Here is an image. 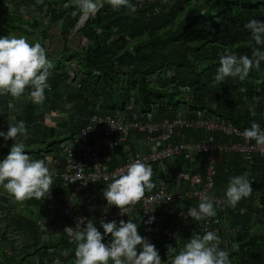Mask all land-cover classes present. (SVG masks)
Masks as SVG:
<instances>
[{
    "label": "trees",
    "instance_id": "16d2710c",
    "mask_svg": "<svg viewBox=\"0 0 264 264\" xmlns=\"http://www.w3.org/2000/svg\"><path fill=\"white\" fill-rule=\"evenodd\" d=\"M20 1L26 7L34 5L38 10L49 9L52 21L59 22L60 48L56 56L47 55L53 67L49 69L50 89L46 90L52 93L55 101L60 98L63 83L69 80L72 90L66 96L77 110L113 114L123 112L128 104L134 103L143 114L152 109L154 118H172L174 111L185 104L189 109L218 112L241 128H250L252 122L262 124L264 62L259 70L253 68L242 81L228 77L218 83L214 78L220 56L225 51L238 57H252L253 48L258 46L245 25L253 19L264 21V0H167L165 5L161 0H130L136 6L134 13L126 7L114 10L105 2L74 32L73 27L81 14L73 0ZM158 4L160 10L147 16L146 12ZM9 5L8 0H0V22L13 32L35 36L42 46L48 38L42 19L12 12ZM73 11L78 14L73 16ZM69 35H78L88 44L80 49L70 48L66 44ZM71 62L76 64L71 70L73 82L68 75ZM189 92L191 98L186 97ZM37 109L38 106L33 104L25 108L26 123L33 122ZM75 131V126L69 128L68 135ZM38 141L42 148L34 149L29 145L25 148L32 160H44L38 154L50 153L51 147L61 142L53 137L52 131L48 136L41 132ZM6 142L0 145V162L9 154L14 141ZM244 173H248L252 193L239 202L242 212L232 217V224L247 223L253 213L264 215L262 157L252 156L249 161L239 160L234 154L224 155L217 185L226 191L229 179ZM257 202L262 207H255ZM33 205L39 208L38 218L48 215L45 206L39 205L38 201L33 200ZM0 209L4 213L8 210L4 204ZM35 219L33 214L29 217L18 214L16 227L26 230L34 243L15 255L6 254L3 245L6 231L0 232L1 264H24L34 254L42 261L49 247L58 245L56 256L63 262L75 258L74 242L61 239L40 243ZM64 252H69L68 258L62 257ZM229 258L231 264H264V220L257 219L253 230H246L230 240Z\"/></svg>",
    "mask_w": 264,
    "mask_h": 264
},
{
    "label": "built area",
    "instance_id": "2783aa9c",
    "mask_svg": "<svg viewBox=\"0 0 264 264\" xmlns=\"http://www.w3.org/2000/svg\"><path fill=\"white\" fill-rule=\"evenodd\" d=\"M17 1L28 8L20 0ZM166 2L161 0L162 5ZM160 6L155 5L146 15L157 13ZM29 7L38 10L34 5ZM38 12L42 16H51L45 7ZM89 18L80 15L73 32ZM69 68L68 75L70 82H73L71 70L76 68V64L71 62ZM68 83L69 80L64 84ZM186 97L191 98V93H186ZM262 103L264 113V101ZM71 109L65 125L69 124L67 131L76 127L73 135L71 133L68 138L67 133L58 136L57 124L50 130H43L47 136L52 131L54 138L60 141L66 136L67 140L60 142L57 150L53 146L50 153L38 154L44 158L46 165L48 155L56 156L54 169L50 170L53 174L50 193L41 200L35 199L48 212L41 218H38V210L34 213L40 243L49 242L47 239H51L50 242L64 239L72 243L64 229L71 227L74 231L82 230L88 220H92L103 234L101 221H116L119 225L121 220L128 222L130 219L137 224L139 234L155 245L162 264H169L171 254L168 249L174 248L178 254L194 234L202 236L208 231L216 233L221 240L220 249L229 253L230 240L254 228L257 219L264 220L263 214L253 213L247 223L232 224V217L242 210H239V203L235 208L224 204L226 191L220 190L217 185L219 166L224 155L234 154L239 160L250 161L252 156L264 159V151L256 146L255 141L242 136L248 127L241 128L218 112L189 109L185 104L172 118H154L152 109L143 114L134 103L128 104L123 112L113 114ZM69 115L74 119L70 120ZM35 121L34 118L29 124L35 127ZM260 127L264 130V119ZM136 160L151 166L155 187L146 191L144 198L132 206L128 215H122L118 207L108 205L104 191L112 183L114 172L125 169ZM205 195L214 201L217 214L195 221L188 216V209L198 207ZM29 201L20 205L0 187V208L4 204L8 209L6 213L0 209V231H6L3 245L7 255L20 253L34 243L26 230L16 227L18 214H24ZM254 205L261 206L259 202ZM153 217L154 220L149 223ZM79 220L84 223L76 227ZM43 225L48 227L46 233L40 229ZM110 240L111 236L107 235L103 242L109 243ZM59 248L60 245L49 247L42 261H39L38 254L31 255L28 257L29 262L24 264H72L75 258L70 257L67 262H63L61 257L56 256ZM140 250L142 248L138 246ZM62 257L68 258V255L62 253ZM57 260L61 262L57 263Z\"/></svg>",
    "mask_w": 264,
    "mask_h": 264
},
{
    "label": "clouds",
    "instance_id": "9594fccd",
    "mask_svg": "<svg viewBox=\"0 0 264 264\" xmlns=\"http://www.w3.org/2000/svg\"><path fill=\"white\" fill-rule=\"evenodd\" d=\"M42 3L43 0H37ZM114 10L126 7L130 12L136 11V6L130 0H73V5L82 17L87 18L98 11L104 3ZM67 7V5H66ZM77 11L72 15L76 16ZM245 27L250 31L255 45L252 57L237 56L231 51H225L220 56V66L215 75V81L221 83L226 78H239L241 81L248 77L250 71L259 70L264 62V21L253 19ZM53 67L47 58L46 49L39 42L30 44L26 38L9 35L0 38V95H11L15 99L24 96L29 91V99L34 104H42L45 90L50 89L48 83L49 69ZM186 89H181L185 91ZM28 129L24 121L13 125L10 122L7 133L0 132L4 140L14 141L7 157L0 162V187L13 200L23 205L30 199H43L50 193L53 184V174L44 160H32L26 154ZM246 140H254L256 146L264 151V130L258 123L252 122L250 128L242 132ZM153 170L151 166L136 160L112 175L110 183L104 191L109 206H116L121 214H127L132 206L139 203L146 191H151L155 185L152 182ZM248 173L233 176L229 183L223 201L229 207L235 208L243 199L252 193V185L248 180ZM214 201L207 195L203 196L198 207H190L188 216L195 221L216 216ZM154 217L148 222L151 223ZM79 220L76 227L83 224ZM104 233L97 229L92 220H88L86 227L75 230L65 228L70 240L76 244L75 264H162L161 256L155 245L148 242L138 232L137 224L130 219L103 222ZM110 235L109 243H104L105 236ZM220 237L208 231L205 234H194L184 247L176 253L169 248V264H231L229 253L220 249ZM138 246L142 250L138 251ZM68 255L67 252L63 253Z\"/></svg>",
    "mask_w": 264,
    "mask_h": 264
},
{
    "label": "rangeland",
    "instance_id": "374dc122",
    "mask_svg": "<svg viewBox=\"0 0 264 264\" xmlns=\"http://www.w3.org/2000/svg\"><path fill=\"white\" fill-rule=\"evenodd\" d=\"M9 1L11 2L9 5L10 10L13 12L25 13V15H28L31 18L41 17L43 24L46 25L47 35H48V38L43 42L42 47L46 49L47 55L52 57L56 56V53L58 52V49L60 48V44H61L59 22L57 21L53 22L51 16L48 17V14L42 16L41 14H39L38 10H35L33 7H28V8L23 7L22 4L19 3L17 0H9ZM9 35H14L17 38L24 37L27 39V41L30 44H35L38 42L35 36H26L13 32V30L6 27L2 22H0V38ZM66 44L70 48L80 49L81 47L86 46L88 42L86 40L81 39L78 35H72V36L69 35L67 37ZM71 90H72L71 87L63 83L62 88L60 89V94H61L60 98L56 99V101L54 100L51 92L47 90L45 91L46 99L44 100V102L39 105L35 104L38 106V109L35 111V115H34V118L36 120L35 125H37L35 127L34 125H30L28 123H25L24 121L25 116L27 115V111H25V108L28 107L29 105L34 104L29 99L30 90H26L24 96L19 99H15L11 97V95H0V127L6 126V128L9 129L10 122L13 125H15L19 121H24L25 126L28 129V133H27V139H24L23 142L25 143V145H29V146L40 145L41 143L38 142L40 133L43 132V130H47V129L50 130V128L54 126V124H57L56 128H57L58 136H62L63 133H67L68 135L67 128L69 124L65 125V123L67 122V115L72 112L71 108H73V106L65 94H68L69 92H71ZM52 119H54V122ZM61 119L64 121H61ZM38 126H41L42 128ZM60 139L61 142L67 140L66 136ZM48 143L49 142H46V144ZM55 158L56 156L52 154L47 156L48 159L47 166L49 167L50 170L54 169ZM47 228H48L47 225H43L42 227H40L41 231H44V233L48 231ZM251 230H253V228ZM0 232L4 233V231H0ZM47 240L49 242L51 241V239H47ZM60 262L61 260H57V263Z\"/></svg>",
    "mask_w": 264,
    "mask_h": 264
},
{
    "label": "crops",
    "instance_id": "0c3cea01",
    "mask_svg": "<svg viewBox=\"0 0 264 264\" xmlns=\"http://www.w3.org/2000/svg\"><path fill=\"white\" fill-rule=\"evenodd\" d=\"M31 18V17H30ZM33 105H35V104H33ZM178 111V109L177 110H175L174 111V113H176ZM1 128V132H4V133H7V131H8V129L6 128V126L5 127H0ZM10 141V140H9ZM39 142V141H38ZM7 142H6V140H4V138L3 137H0V145H5ZM29 144V143H28ZM36 146V147H35ZM31 148H34V149H36V148H42V147H40V145H32V146H30ZM59 148V145L58 146H54L53 147V149H55V150H57ZM26 149H27V147H26ZM33 200H35L34 198L33 199H30V201H29V203L28 204H26V206H25V212H24V214L23 215H25V216H30L31 214H33L34 215V213H36V210H39V208L38 207H36V206H34L33 205ZM45 210V209H44ZM35 222V225H36V221H34ZM1 257H0V262H1ZM72 264H75V260L72 262Z\"/></svg>",
    "mask_w": 264,
    "mask_h": 264
}]
</instances>
